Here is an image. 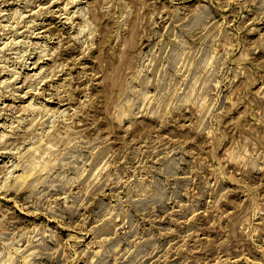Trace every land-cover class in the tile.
<instances>
[{"label":"rangeland","instance_id":"1","mask_svg":"<svg viewBox=\"0 0 264 264\" xmlns=\"http://www.w3.org/2000/svg\"><path fill=\"white\" fill-rule=\"evenodd\" d=\"M0 264H264V0H0Z\"/></svg>","mask_w":264,"mask_h":264},{"label":"bare ground","instance_id":"2","mask_svg":"<svg viewBox=\"0 0 264 264\" xmlns=\"http://www.w3.org/2000/svg\"><path fill=\"white\" fill-rule=\"evenodd\" d=\"M40 85V84H39ZM29 175V174H28ZM25 178V177H24ZM23 179V178H22ZM26 179V178H25Z\"/></svg>","mask_w":264,"mask_h":264}]
</instances>
